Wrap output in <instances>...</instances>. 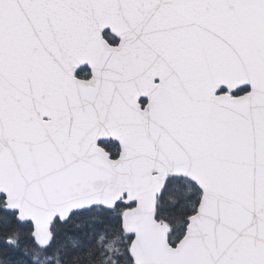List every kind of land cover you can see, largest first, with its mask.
<instances>
[{
	"label": "snow or ice",
	"instance_id": "snow-or-ice-1",
	"mask_svg": "<svg viewBox=\"0 0 264 264\" xmlns=\"http://www.w3.org/2000/svg\"><path fill=\"white\" fill-rule=\"evenodd\" d=\"M0 264H264V0H0Z\"/></svg>",
	"mask_w": 264,
	"mask_h": 264
}]
</instances>
